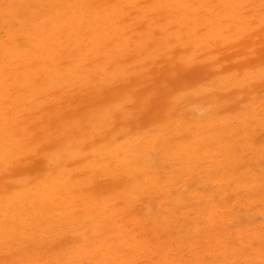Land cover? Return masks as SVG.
<instances>
[{
  "label": "bare ground",
  "instance_id": "obj_1",
  "mask_svg": "<svg viewBox=\"0 0 264 264\" xmlns=\"http://www.w3.org/2000/svg\"><path fill=\"white\" fill-rule=\"evenodd\" d=\"M251 3L0 0V264H264Z\"/></svg>",
  "mask_w": 264,
  "mask_h": 264
},
{
  "label": "rangeland",
  "instance_id": "obj_2",
  "mask_svg": "<svg viewBox=\"0 0 264 264\" xmlns=\"http://www.w3.org/2000/svg\"><path fill=\"white\" fill-rule=\"evenodd\" d=\"M218 1H219V3H221L224 0H218ZM250 2H252V3L249 5V7L255 8V7L261 6L262 7L261 12L263 13L262 16H264V0H250ZM261 24L262 25H260L258 23L257 28L253 29L252 31H250L249 33L244 35L243 38H241L240 42L249 43V41H250V43H253V46L257 49V53H258V50H260L258 55L264 56V23H261ZM256 169L261 170V168L259 166L256 167ZM263 181H264V179H263ZM242 196H245V198H249V201H244V205H243L242 209H243L244 213L251 214V220L247 223L248 226H245L246 227L245 232L247 234L246 237L253 239V241H254V242H251L252 246H251L250 251L252 252L254 250L255 246L256 247H260V246L264 247V239H263L264 236L260 238V236H258L259 233L256 232L258 227L253 228V227H256V225H259V227L262 229L261 231L264 232V225H263L264 214H260L261 211L264 212V193L261 190H258L256 187H254L250 193H248V191H244ZM251 200H255L256 202L254 204H252ZM260 215L262 217H259V218L253 217V216L258 217ZM253 218H256V219H253ZM218 227L222 229L221 234L219 233L220 237L215 238L211 244L214 246L216 245L217 247H221L222 249H218V252L224 254V256H222L221 254L218 255V259H216L217 263H222L223 260L225 262V260L228 259V257L226 256L227 253H224L223 251L225 250V247L231 243H235L237 248L241 252H244L246 250V248H248L246 245L247 244L246 241L240 237V234L238 231L235 232L234 228L233 229L232 228H225L224 226L223 227L220 226L219 223L217 224V228ZM231 232H232V234H231ZM258 241H260V242H258ZM32 247H33L32 245L31 246L24 245L22 247V249L20 250V252H22L23 254H20V256L26 255L28 252H31ZM227 250L228 249H226V251ZM254 254H258V255L262 256L261 249H259L258 251H254ZM213 255H214V259H215L216 254L214 253ZM242 255H244V254H241L240 256H242ZM240 256H238V258ZM258 260H259L258 257L257 258L251 257V259L248 260L247 262H245L244 260H240V261H237L235 264H263L260 262L258 263Z\"/></svg>",
  "mask_w": 264,
  "mask_h": 264
}]
</instances>
